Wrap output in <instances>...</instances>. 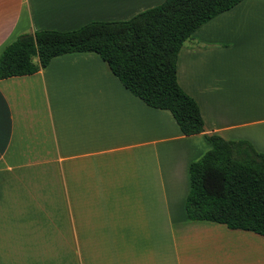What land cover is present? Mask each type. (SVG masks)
I'll use <instances>...</instances> for the list:
<instances>
[{
	"label": "crops",
	"instance_id": "0c3cea01",
	"mask_svg": "<svg viewBox=\"0 0 264 264\" xmlns=\"http://www.w3.org/2000/svg\"><path fill=\"white\" fill-rule=\"evenodd\" d=\"M164 1L0 0V55L23 33L125 21ZM177 81L207 133L264 154V0L196 29ZM210 147L95 53L0 80V264H264V237L186 217L189 165Z\"/></svg>",
	"mask_w": 264,
	"mask_h": 264
},
{
	"label": "trees",
	"instance_id": "16d2710c",
	"mask_svg": "<svg viewBox=\"0 0 264 264\" xmlns=\"http://www.w3.org/2000/svg\"><path fill=\"white\" fill-rule=\"evenodd\" d=\"M241 1L165 0L125 21L23 33L0 55V80L33 75L62 55H99L133 96L168 111L184 136L204 134L210 144L189 165L187 219L264 237V154L248 141L207 133L198 104L177 81L178 53L194 31Z\"/></svg>",
	"mask_w": 264,
	"mask_h": 264
},
{
	"label": "rangeland",
	"instance_id": "374dc122",
	"mask_svg": "<svg viewBox=\"0 0 264 264\" xmlns=\"http://www.w3.org/2000/svg\"><path fill=\"white\" fill-rule=\"evenodd\" d=\"M189 41H190V40H188L186 43H188ZM186 43H185V44H186ZM185 44H184V45H185ZM184 45H183V46H184Z\"/></svg>",
	"mask_w": 264,
	"mask_h": 264
}]
</instances>
